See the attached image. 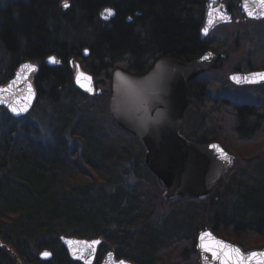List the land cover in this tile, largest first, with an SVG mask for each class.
<instances>
[{"label": "trees", "instance_id": "1", "mask_svg": "<svg viewBox=\"0 0 264 264\" xmlns=\"http://www.w3.org/2000/svg\"><path fill=\"white\" fill-rule=\"evenodd\" d=\"M60 1L0 2L7 5L0 83L23 56L38 59L37 103L49 107L53 121L45 141L27 114L12 117L3 109L0 115V264H81L61 245L62 233L101 237L94 264L108 249L106 242L135 264H198L195 237L203 226L244 250L263 247L264 105L211 97L199 77L189 82L180 131L193 142L218 141L238 165L222 179L218 196L176 198L164 204L156 222L154 206L163 187L143 164L144 147L100 102L107 90L88 100L72 82L70 57L106 87L114 68L142 75L162 56L190 61L216 50L219 43L200 38L205 1L67 0L65 10ZM106 5L115 17L104 22L98 12ZM85 46L87 58L81 56ZM54 52L61 65L43 63ZM85 115L94 120L80 132ZM43 248L52 251L51 259L38 257Z\"/></svg>", "mask_w": 264, "mask_h": 264}, {"label": "water", "instance_id": "2", "mask_svg": "<svg viewBox=\"0 0 264 264\" xmlns=\"http://www.w3.org/2000/svg\"><path fill=\"white\" fill-rule=\"evenodd\" d=\"M205 1L204 17L199 30L201 38H205L216 25L229 22L233 17V12L228 10L223 0ZM245 4L248 5L247 8ZM238 5L246 18L264 17V5L257 0H240ZM106 9H110L112 15H107ZM98 16L104 21L110 20L115 17V9L106 5L99 11ZM205 28L208 29L207 32L203 31ZM82 50L83 56L87 57L89 49L86 47ZM224 56L225 54L209 48L190 61L162 56L142 75L130 73L121 67L115 68L111 74L108 113L120 128L135 136L144 147L143 164L164 187L161 193L164 200L176 197L202 199L209 196L235 164L236 156L218 141L193 142L180 131L189 102V82L196 75L214 68L219 58ZM46 61L50 64L60 62L56 60L55 54L47 56ZM24 65L31 67L26 68ZM37 69L36 63L25 59L16 67L12 77L0 84V107H5L12 116H24L34 107L37 95L33 81ZM76 71L73 80L76 86L87 95L101 93L100 88H96L91 73L82 71L78 64ZM257 73H264V68L235 72L230 74V79L238 85L259 83L264 79L253 75ZM12 108L17 111L13 112ZM195 239L199 264H238L235 252L232 253V259L226 256L231 249L239 250L243 264H260L264 261V256H249L251 253H264V247L245 251L237 243L219 236L207 226L197 232ZM215 241L223 243L217 246ZM60 242L72 260L93 264L101 238L63 235ZM206 245H210L211 250H207ZM44 253L48 255L45 256ZM52 255L48 248H43L38 253L41 260H49ZM121 262L134 264L130 259L117 257L112 250H107L100 259V264Z\"/></svg>", "mask_w": 264, "mask_h": 264}, {"label": "rangeland", "instance_id": "3", "mask_svg": "<svg viewBox=\"0 0 264 264\" xmlns=\"http://www.w3.org/2000/svg\"><path fill=\"white\" fill-rule=\"evenodd\" d=\"M2 1L3 0H0V2H2ZM15 1L16 0H14V2ZM239 1L235 0L234 1L235 3H234L233 1L228 0L229 3L231 2L232 4H234L235 7H237L236 8L237 12L233 13V17L229 22L216 25L215 28L212 31H210L209 34L207 35L210 37V39L212 41L219 43L218 48H216V50L220 53L225 54V56L219 58V60L216 63V66L214 68L208 69V70L204 71L203 73L196 75V77H199V79H201V81L206 83V86L208 87V90L212 95L211 97H218L219 96V97L224 98L225 100L230 99L231 101H233L236 104H239L240 102H244L247 104L252 103V104L264 105V83H261V84L260 83H250V84L237 86V84L234 83L230 79V74L235 73V72H249L250 70H256V69L260 70V68H264V17L258 18V19H251L248 17L246 18L244 16V14L242 13V10H240L241 7L237 4V2L239 3ZM205 3H206V1H205ZM205 3H204V5H205ZM59 4H60V7L64 10L69 8V5H70L69 1H67V0H62V1H60V3H58V6H59ZM65 4H68V7H65L64 6ZM12 5H14V4H12ZM6 6H4L3 4L0 3V30L2 29V26L4 23V21H3L4 20L3 17L5 16V13H4L5 9L4 8ZM99 18H100V16H99ZM101 20H103V19H101ZM107 21H109V20H107ZM107 21H104V22H107ZM207 36H205V37H207ZM200 38H201V35H200ZM76 39H78V36ZM201 39H205V38H201ZM2 43H3L2 32H0V57L3 54V51L1 48ZM86 47L87 46L82 47L80 49L81 50V56L83 58H87L90 54V49L87 47L89 49V54L87 55V57L83 56V54H82L83 50L82 49L86 48ZM51 54H53V55L55 54L56 60L60 61V58L58 57L56 52H54V53H48L45 56H43V63L47 64L48 66L61 65V63H62L61 61L60 62H54V64H50L49 62L46 61V57L51 55ZM25 59L29 60L32 63L33 62L36 63L38 68L41 64L38 61V59L31 58V57L27 58L24 56L19 61V63ZM68 62H69V67L71 68V71L73 72L72 73V82L74 83L76 88H79L78 86H76L75 82L73 81L74 75L77 72L76 71L77 64L79 65V67L82 71L89 72V73H91V72L86 70L82 66V63L80 61H78L77 59L74 60L73 58L70 57L68 59ZM1 68H2V64L0 62V71H1ZM14 70H13V72H14ZM12 75L7 80H9L12 77ZM35 76L36 75L34 74V80H35ZM93 78H94V76H93ZM6 81H3L1 83H4ZM94 81L96 84L95 85L96 88L97 89L100 88L101 93H99V94H88L87 95L80 88L79 89L81 90V92H83L85 95H87L88 100H91L92 98H95V97H99L100 95L103 94L104 90H107L109 92V96L105 97L103 99L100 98V102L104 104V106L106 107V110L108 112L109 103H110L109 100H110V95H111V92H110L111 81H110V86L107 84L106 87H102V85L98 84V82L95 79H94ZM33 84H34V81H33ZM35 86H36V84H35ZM36 95H37V88H36ZM37 100H38V95H37V99H36L35 103H37ZM101 103L99 104V106H100V108H102L101 110H104V106ZM34 106H35V104H34ZM47 108L49 109V107L47 105H45L44 102H41L39 104L37 103L35 106V109L33 108L32 111H30L27 114L28 119L30 121H32L36 127H38V128L40 127L41 131H40L39 136H40V138L44 139L45 141H47V139H50L48 137H50V134L53 131V127H52L53 121L48 116L49 110ZM3 109L6 110L5 107H0V115H2ZM50 113L51 112H49V114ZM85 116L82 120L81 119L79 120L80 122L77 125V129L80 132L83 129H85L87 121L90 122V121L94 120V117H91V115L86 116V117H89L90 119L86 118ZM12 117H19V116H12ZM99 117H103L105 122L107 124L111 125L110 122L108 121L107 117H105L104 114H101ZM65 138L67 140L70 139L71 143L75 142V137H71V136L66 137L65 136ZM261 156H263V155H261ZM257 160H259V159H254V161H257ZM234 162H235L234 165L237 166L238 164H236L237 163L236 159ZM234 165H233V167H234ZM231 169H229V170H231ZM227 172H226V174H227ZM221 181H220V183H221ZM220 183L212 191V193L209 196L203 197L202 199H198V200L206 201L207 198L210 197L212 194L218 196L219 190L221 189V185H222V184L220 185ZM163 189H164V187H163ZM162 191L159 194V197L161 199V203H159V205L155 204V206H154L155 214H154L153 219H155L156 222H158L160 220L159 217H161L163 211L167 207V205H164V204H168L172 200H174L176 198H180V197H176V198H170L169 200H164L161 197ZM195 199H197V198H195ZM185 200H188V199H185ZM63 235H67V234L62 233L59 236V241H60V237ZM69 236H72V235H69ZM75 236H78V235H75ZM78 237H81V236H78ZM101 240H102V238H101ZM106 243H107V248H108L107 250L114 251L113 250L114 249L113 244L109 243V242H106ZM107 250H105V252ZM104 253H101L102 256L104 255ZM197 254H198V250H197ZM117 257H120V256H117ZM126 259H128V258H126ZM197 260H198V255H197ZM99 264H100V261H99ZM198 264H199V262H198Z\"/></svg>", "mask_w": 264, "mask_h": 264}, {"label": "snow or ice", "instance_id": "4", "mask_svg": "<svg viewBox=\"0 0 264 264\" xmlns=\"http://www.w3.org/2000/svg\"><path fill=\"white\" fill-rule=\"evenodd\" d=\"M257 2H259V3L262 4V5H264V0H257ZM64 6H65V7H68V4H65ZM247 6H248V5L245 4V7H246V8H247ZM105 11H106L107 15H112V11H111L110 9H106ZM211 14H212V13L210 12L209 15L211 16ZM251 14H252V13L250 12L249 15H251ZM104 18L107 19V16H105ZM209 23H211V21H209ZM203 31L207 32L208 29L205 28ZM24 67L28 68V67H31V66H30V65H24ZM81 75H83V74H81ZM253 75H255V76H259L260 78L264 79V73H257V74H253ZM235 78H236V77H234V79H235ZM88 79H90V78H88ZM78 80H79V78H78ZM25 110H26V109H25ZM12 111L15 112V111H17V109L12 108ZM214 147H215V146H214ZM225 156H226V154H225ZM93 243H95V242H93ZM214 243H215L217 246H220V245H222L223 242L215 241ZM205 247H206L207 250H211V246H210V245H206ZM225 247H229V248H230V246H225ZM233 252H235V253L237 254V261H238V264H243V261L240 259L241 254L239 253V250H238V249H231L229 252H227V253H226L227 258H228V259H232V253H233ZM44 255L47 256L48 253H44ZM249 256H250V257H253V258H254V257H257V256H264V253H251V254H249ZM121 264H124V262H121ZM260 264H264V261H261Z\"/></svg>", "mask_w": 264, "mask_h": 264}, {"label": "flooded vegetation", "instance_id": "5", "mask_svg": "<svg viewBox=\"0 0 264 264\" xmlns=\"http://www.w3.org/2000/svg\"><path fill=\"white\" fill-rule=\"evenodd\" d=\"M223 1H224V3H227V2H228V0H223ZM229 1H230V0H229ZM238 1H239V0H238ZM237 4H238V2H237ZM261 69H263V68H260V70H261ZM256 70H258V69H256ZM259 83H260V84H261V83H264V80H262V81L259 82Z\"/></svg>", "mask_w": 264, "mask_h": 264}]
</instances>
